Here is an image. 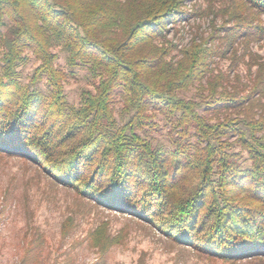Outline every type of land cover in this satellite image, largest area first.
Instances as JSON below:
<instances>
[{"label": "trees", "instance_id": "trees-1", "mask_svg": "<svg viewBox=\"0 0 264 264\" xmlns=\"http://www.w3.org/2000/svg\"><path fill=\"white\" fill-rule=\"evenodd\" d=\"M209 12L222 24L213 19L209 36L179 47L169 25L197 14L185 0H0V154L31 159L95 204L208 256L264 259V58L250 50L264 40V0H225ZM28 52L39 64L25 83ZM228 54L250 84L236 76L228 90L227 74H213L211 62ZM77 68L96 86L75 106L64 84ZM195 84L204 99L179 95ZM159 115L172 150L153 143Z\"/></svg>", "mask_w": 264, "mask_h": 264}, {"label": "rangeland", "instance_id": "rangeland-1", "mask_svg": "<svg viewBox=\"0 0 264 264\" xmlns=\"http://www.w3.org/2000/svg\"><path fill=\"white\" fill-rule=\"evenodd\" d=\"M224 1L185 0V8L197 14L188 21L169 25L168 38L183 47L190 43L194 33L209 36L213 19L217 26L222 24L220 14L213 15L209 10H219ZM250 50L264 58V40L251 42ZM53 51L59 56L58 64L67 69L65 54L59 48ZM28 53L30 61L21 68L25 83L39 64ZM211 67L213 74H227L228 90L238 84L236 76L242 83H251L246 65L242 61L234 63L232 54L214 58ZM256 70L254 66L253 73ZM95 86L87 68H77L75 77H68L64 90L68 101L78 106L83 91H94ZM207 94L199 84L179 93L195 101ZM261 103L264 104V97ZM121 106V101L116 104L117 111ZM157 122L158 129L152 132L153 143L172 150L171 126L162 115ZM236 151H241V147L237 146ZM241 161L250 165L246 151H242ZM228 189L231 195L241 194L236 184L231 183ZM95 231L96 245L91 236ZM101 241L106 242L105 248ZM0 264H264V259L231 263L208 256L170 238L158 226L95 204L77 189L57 181L31 159L0 154Z\"/></svg>", "mask_w": 264, "mask_h": 264}]
</instances>
